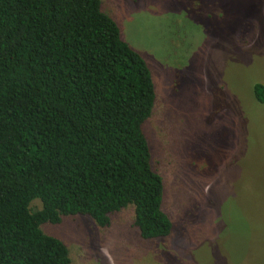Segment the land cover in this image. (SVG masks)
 I'll list each match as a JSON object with an SVG mask.
<instances>
[{
	"label": "trees",
	"instance_id": "trees-1",
	"mask_svg": "<svg viewBox=\"0 0 264 264\" xmlns=\"http://www.w3.org/2000/svg\"><path fill=\"white\" fill-rule=\"evenodd\" d=\"M254 96L264 104L263 84ZM155 104L148 63L101 0H0V264H71L43 225L108 228L129 206L142 239L171 236L143 129Z\"/></svg>",
	"mask_w": 264,
	"mask_h": 264
},
{
	"label": "rangeland",
	"instance_id": "rangeland-1",
	"mask_svg": "<svg viewBox=\"0 0 264 264\" xmlns=\"http://www.w3.org/2000/svg\"><path fill=\"white\" fill-rule=\"evenodd\" d=\"M101 1L152 71L143 129L174 230L142 239L129 206L108 228L75 216L43 231L71 264H264V0Z\"/></svg>",
	"mask_w": 264,
	"mask_h": 264
}]
</instances>
